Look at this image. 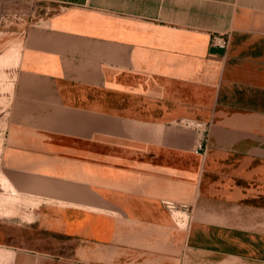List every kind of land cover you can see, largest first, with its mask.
I'll return each mask as SVG.
<instances>
[{
  "label": "crops",
  "instance_id": "crops-1",
  "mask_svg": "<svg viewBox=\"0 0 264 264\" xmlns=\"http://www.w3.org/2000/svg\"><path fill=\"white\" fill-rule=\"evenodd\" d=\"M45 1L1 159L77 248L14 264H264V0Z\"/></svg>",
  "mask_w": 264,
  "mask_h": 264
},
{
  "label": "rangeland",
  "instance_id": "rangeland-1",
  "mask_svg": "<svg viewBox=\"0 0 264 264\" xmlns=\"http://www.w3.org/2000/svg\"><path fill=\"white\" fill-rule=\"evenodd\" d=\"M51 11L45 0H0V264H14L17 256L30 250L72 256L77 248L73 238L40 228V201L27 200L32 192L29 189L28 192H22L14 185L15 175L6 170L1 159L13 123V81L21 49L32 25L46 12ZM172 211L176 225L183 230V236L188 237L190 216L178 209ZM218 235L221 236V233L214 238ZM190 251L191 243L188 240L179 264H192L185 261L186 254Z\"/></svg>",
  "mask_w": 264,
  "mask_h": 264
},
{
  "label": "built area",
  "instance_id": "built-area-1",
  "mask_svg": "<svg viewBox=\"0 0 264 264\" xmlns=\"http://www.w3.org/2000/svg\"><path fill=\"white\" fill-rule=\"evenodd\" d=\"M228 38H226L224 35H218L214 38V43L220 45V46H227L228 45ZM204 143L203 141L200 142L199 148H203ZM168 207L170 209H178V207L174 203H167Z\"/></svg>",
  "mask_w": 264,
  "mask_h": 264
}]
</instances>
